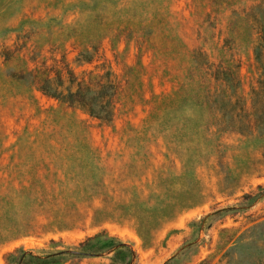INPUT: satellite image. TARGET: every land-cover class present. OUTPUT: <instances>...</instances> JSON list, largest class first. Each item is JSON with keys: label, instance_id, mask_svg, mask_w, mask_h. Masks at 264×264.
Masks as SVG:
<instances>
[{"label": "rangeland", "instance_id": "rangeland-1", "mask_svg": "<svg viewBox=\"0 0 264 264\" xmlns=\"http://www.w3.org/2000/svg\"><path fill=\"white\" fill-rule=\"evenodd\" d=\"M0 264H264V0H0Z\"/></svg>", "mask_w": 264, "mask_h": 264}]
</instances>
